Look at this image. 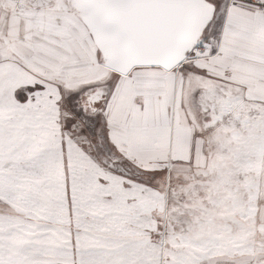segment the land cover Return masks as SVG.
<instances>
[{
  "label": "snow or ice",
  "instance_id": "snow-or-ice-1",
  "mask_svg": "<svg viewBox=\"0 0 264 264\" xmlns=\"http://www.w3.org/2000/svg\"><path fill=\"white\" fill-rule=\"evenodd\" d=\"M0 264H264V0H0Z\"/></svg>",
  "mask_w": 264,
  "mask_h": 264
}]
</instances>
